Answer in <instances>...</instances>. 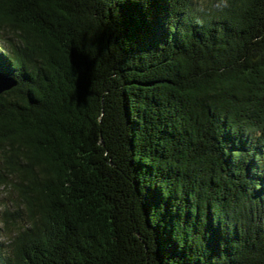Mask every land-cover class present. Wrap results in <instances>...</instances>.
I'll list each match as a JSON object with an SVG mask.
<instances>
[{
    "label": "trees",
    "instance_id": "trees-1",
    "mask_svg": "<svg viewBox=\"0 0 264 264\" xmlns=\"http://www.w3.org/2000/svg\"><path fill=\"white\" fill-rule=\"evenodd\" d=\"M0 264H264V0H0Z\"/></svg>",
    "mask_w": 264,
    "mask_h": 264
},
{
    "label": "water",
    "instance_id": "water-1",
    "mask_svg": "<svg viewBox=\"0 0 264 264\" xmlns=\"http://www.w3.org/2000/svg\"><path fill=\"white\" fill-rule=\"evenodd\" d=\"M15 84L16 81L13 78L6 76L2 72H0V93L13 87Z\"/></svg>",
    "mask_w": 264,
    "mask_h": 264
},
{
    "label": "rangeland",
    "instance_id": "rangeland-1",
    "mask_svg": "<svg viewBox=\"0 0 264 264\" xmlns=\"http://www.w3.org/2000/svg\"><path fill=\"white\" fill-rule=\"evenodd\" d=\"M0 197H2L1 196V190H0ZM1 227H3V224L0 220V242L2 244H5V246H7L10 244V239H9L8 234H6Z\"/></svg>",
    "mask_w": 264,
    "mask_h": 264
}]
</instances>
